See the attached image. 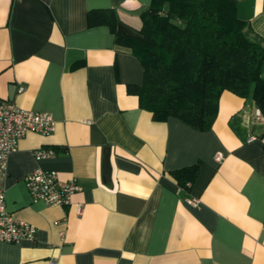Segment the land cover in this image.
Listing matches in <instances>:
<instances>
[{"label": "crops", "instance_id": "0c3cea01", "mask_svg": "<svg viewBox=\"0 0 264 264\" xmlns=\"http://www.w3.org/2000/svg\"><path fill=\"white\" fill-rule=\"evenodd\" d=\"M236 2L245 37L264 46V0ZM150 3L0 0V97L55 121L50 134L27 132L0 172L7 209L36 227L33 240L0 241V264H264V116L252 86L223 90L208 130L154 119L127 92L142 83L138 59L86 22L110 8L138 30ZM38 147L55 155L36 159ZM193 164L184 189L172 171ZM39 168L76 178L70 204L30 200L23 178Z\"/></svg>", "mask_w": 264, "mask_h": 264}, {"label": "trees", "instance_id": "16d2710c", "mask_svg": "<svg viewBox=\"0 0 264 264\" xmlns=\"http://www.w3.org/2000/svg\"><path fill=\"white\" fill-rule=\"evenodd\" d=\"M236 0H151L141 13V27L125 26L110 8L86 13L88 26L105 24L114 42L143 67L140 85H127L153 118H179L197 130L210 129L219 95L229 90L252 99L264 116V46L245 37L246 22ZM119 25L124 29H120ZM198 164L172 171L188 189Z\"/></svg>", "mask_w": 264, "mask_h": 264}, {"label": "built area", "instance_id": "2783aa9c", "mask_svg": "<svg viewBox=\"0 0 264 264\" xmlns=\"http://www.w3.org/2000/svg\"><path fill=\"white\" fill-rule=\"evenodd\" d=\"M54 128L55 121L51 113L25 109L0 97V172L5 171L9 154L17 149L19 140L27 132L47 135ZM33 155L36 159L46 158L54 156L55 151L52 148L38 147L33 150ZM215 158L220 160L221 153L218 152ZM23 181L31 201L43 200L48 205H68L72 195L81 189L75 177L60 181L58 172L53 169L31 170L24 175ZM190 202L195 203L196 200L190 199ZM82 209V204L77 203V214H81ZM35 232L33 224L16 218L7 209L4 190L0 188V241L16 243L24 239L33 240ZM49 264L58 263L51 258Z\"/></svg>", "mask_w": 264, "mask_h": 264}, {"label": "water", "instance_id": "95a60500", "mask_svg": "<svg viewBox=\"0 0 264 264\" xmlns=\"http://www.w3.org/2000/svg\"><path fill=\"white\" fill-rule=\"evenodd\" d=\"M119 28H120V29H124V27H123V26H121V25H119Z\"/></svg>", "mask_w": 264, "mask_h": 264}]
</instances>
